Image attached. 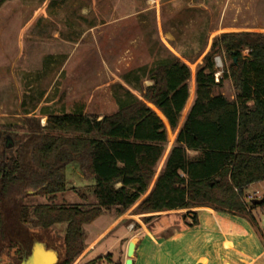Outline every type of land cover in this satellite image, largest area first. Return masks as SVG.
<instances>
[{"label": "trees", "instance_id": "1", "mask_svg": "<svg viewBox=\"0 0 264 264\" xmlns=\"http://www.w3.org/2000/svg\"><path fill=\"white\" fill-rule=\"evenodd\" d=\"M208 31L199 34L194 50L180 51L189 62L202 60L194 73L192 103L179 126L191 70L168 52L147 72L151 83L139 78L133 87L140 97L119 85L123 95L115 112L46 113L44 125L25 118L24 134L0 139V257L5 255L7 264L21 263L34 239L57 252L54 264H73L85 249V224L106 212L119 217L133 206L131 213L142 215L148 229L166 215L160 213L182 209L187 211L181 217L190 220L185 226L197 225L195 209L208 207L245 219L256 230L251 211L264 205V196L260 204H252L245 190L264 182V34L220 33L204 53ZM215 54L229 60L217 81ZM225 79L236 91L232 99L216 92ZM166 125L177 132L156 173L166 150ZM81 162L93 180L95 201L55 203L57 194L67 189L66 168ZM28 189L46 202L26 204ZM223 213L203 211L201 222L209 231L198 244L184 248L177 264H264L250 227ZM124 223L140 229L132 220ZM60 224L64 232L57 234L53 229ZM227 242L232 248L222 252Z\"/></svg>", "mask_w": 264, "mask_h": 264}, {"label": "rangeland", "instance_id": "2", "mask_svg": "<svg viewBox=\"0 0 264 264\" xmlns=\"http://www.w3.org/2000/svg\"><path fill=\"white\" fill-rule=\"evenodd\" d=\"M204 30H209L204 53L209 50L212 38L220 33L264 34V0L5 1L0 4V139L15 132L24 134L22 121L25 118H37L40 125H44L46 113L81 109L84 113L102 116L115 112L123 95L119 85L140 97L133 87L137 86L139 78H145L143 84H150L151 81L146 78L147 72L168 52L183 60L191 70L189 99L182 111L179 126L192 103L194 73L196 65L202 60L200 56L194 62H189L181 57L180 51L194 50L199 34ZM247 53V50L241 51L244 57ZM213 58L217 81L223 62L228 65L229 60L223 61L218 54ZM216 92L228 99L236 94L230 79H225ZM166 132V150L156 173L164 163L177 129L172 131L166 125ZM82 164H72L66 168L67 189L57 194L55 203L95 201L93 180ZM263 188L264 182L254 183L248 186L245 194L255 190L261 192ZM78 192L83 193L85 198L82 199ZM34 193L33 189L25 192L30 196L24 200L26 204L46 202L45 198L34 196ZM133 208L126 211L124 216L133 215L140 220V215L131 213ZM195 210H199L198 214L205 211L212 216H215L212 212L223 213L208 207ZM186 211L160 213L166 215L154 221L149 230L159 238L186 227L185 223L190 220L181 217ZM251 214L256 223V236L264 246V205L253 209ZM124 225L133 228L132 223ZM64 228L65 225L60 224L54 226L53 230L61 234ZM208 231L209 225L200 222L177 234L191 239L183 247L182 258L184 248L198 244ZM142 234H134L133 237L140 242ZM253 236L254 246L262 253L254 233ZM107 241L109 239L97 247V252H102ZM223 245L222 252L232 248V244L225 249ZM153 246L154 241L148 236L139 249L140 257L136 264H152L144 254L151 251ZM120 255L124 257L121 249H113L96 264H114ZM154 261L153 264H173L167 259ZM0 263L7 264L5 255L0 257Z\"/></svg>", "mask_w": 264, "mask_h": 264}, {"label": "crops", "instance_id": "3", "mask_svg": "<svg viewBox=\"0 0 264 264\" xmlns=\"http://www.w3.org/2000/svg\"><path fill=\"white\" fill-rule=\"evenodd\" d=\"M187 102H188V100H187ZM196 209H198V208H196ZM199 209H202V207H199ZM197 211H199V210H197ZM202 214L203 213L198 214V224H200V222H201ZM140 216H142V215H140ZM130 217L129 216H124V214L119 216V217H114L112 212H106V213L101 214L99 217H97L93 222H91L89 224H85L84 225V230H85V241H84L85 242V249L77 257V259L74 261L73 264L84 263V262H87L89 260H92V259H95L97 257H100L101 259H99L97 261V263H99V262L103 261V257L106 254L110 253L111 250L116 249V248L117 249L118 248L121 249V253L123 254L124 257H122V255H120V257H119L120 259L119 260H122V262H124L127 242L131 238H133L135 243H136L135 252H134V256H133V264H136L137 260L140 257L139 249L142 246V244L145 241V239L149 235L152 236V239L158 244L160 242H163V241L167 240L168 238H170L174 234L179 233V232H181V231H183L185 229L190 228V227H182L181 229H177L176 231L172 232L170 235H168L166 237L157 238L144 225V223L141 221V219L137 220V218H134L136 216H133V215H130ZM237 218H239V217H237ZM240 219H242V218H240ZM125 220H132V221L136 222L140 226V229L136 230V232L133 233V230L130 229L129 226L125 227V225H124L125 224L124 223ZM242 220H244L249 225V227L252 229L253 233L256 236L257 234L255 233V231L251 227V225L245 219H242ZM140 233L141 234L143 233V234L140 237V242H138L136 240V238L133 237V236H135L134 234H140ZM107 239H109V241H107L106 245L102 249V252H97V247L103 241H105ZM256 239H257L261 249L264 252V246L262 245V243L260 241V238L258 236H256ZM148 260L152 264L155 262L153 256H150V255L148 256ZM155 260H161V259H155ZM162 260H165V259H162Z\"/></svg>", "mask_w": 264, "mask_h": 264}, {"label": "bare ground", "instance_id": "4", "mask_svg": "<svg viewBox=\"0 0 264 264\" xmlns=\"http://www.w3.org/2000/svg\"><path fill=\"white\" fill-rule=\"evenodd\" d=\"M213 215H216L212 212ZM179 233L174 234L167 240L156 243L152 236L149 235L150 239L154 241V246L151 251L145 252L144 256L148 258V256H153L154 259H167L173 264L177 263L183 255V247L191 242V239L187 236L177 235ZM231 244L228 242L223 245V249L230 247ZM217 248V246H214Z\"/></svg>", "mask_w": 264, "mask_h": 264}, {"label": "water", "instance_id": "5", "mask_svg": "<svg viewBox=\"0 0 264 264\" xmlns=\"http://www.w3.org/2000/svg\"><path fill=\"white\" fill-rule=\"evenodd\" d=\"M261 199L251 200L252 204H260ZM35 244L42 245L36 246ZM136 243L133 238L129 239L125 251V259L123 264H133V256L135 252ZM57 261V252L50 249H45L43 243L33 240V247L28 256H24L19 264H54ZM1 264V263H0ZM6 264V263H5Z\"/></svg>", "mask_w": 264, "mask_h": 264}, {"label": "built area", "instance_id": "6", "mask_svg": "<svg viewBox=\"0 0 264 264\" xmlns=\"http://www.w3.org/2000/svg\"><path fill=\"white\" fill-rule=\"evenodd\" d=\"M264 196V188L261 190H255L252 193L245 194V199L251 201L253 199H261Z\"/></svg>", "mask_w": 264, "mask_h": 264}]
</instances>
